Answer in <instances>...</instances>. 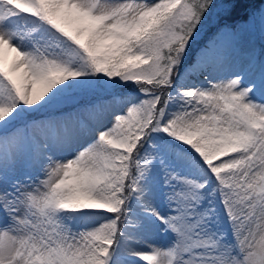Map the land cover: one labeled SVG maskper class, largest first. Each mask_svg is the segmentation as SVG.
<instances>
[{
    "label": "snow or ice",
    "instance_id": "6c2138e0",
    "mask_svg": "<svg viewBox=\"0 0 264 264\" xmlns=\"http://www.w3.org/2000/svg\"><path fill=\"white\" fill-rule=\"evenodd\" d=\"M256 31L264 0H0V264H264Z\"/></svg>",
    "mask_w": 264,
    "mask_h": 264
},
{
    "label": "rangeland",
    "instance_id": "374dc122",
    "mask_svg": "<svg viewBox=\"0 0 264 264\" xmlns=\"http://www.w3.org/2000/svg\"><path fill=\"white\" fill-rule=\"evenodd\" d=\"M264 41V40H263ZM26 171H30V173L35 176L36 172L35 170H26V169H18L17 172L15 173L14 178H20L23 179V175ZM161 210L164 211L163 206H161ZM3 218L0 217V222H2ZM226 227V226H225ZM170 237L169 236H164L160 233V231H154L151 233L143 234L142 235V240L146 244H167L169 241ZM133 247H136L140 250H143L142 245H134Z\"/></svg>",
    "mask_w": 264,
    "mask_h": 264
},
{
    "label": "trees",
    "instance_id": "16d2710c",
    "mask_svg": "<svg viewBox=\"0 0 264 264\" xmlns=\"http://www.w3.org/2000/svg\"><path fill=\"white\" fill-rule=\"evenodd\" d=\"M250 43L255 46L256 48V51L259 52L260 49L262 47H264V41L261 40V37H260V34L258 31L254 32L252 37H251V40H250Z\"/></svg>",
    "mask_w": 264,
    "mask_h": 264
}]
</instances>
